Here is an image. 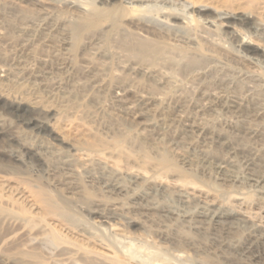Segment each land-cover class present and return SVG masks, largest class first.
I'll return each mask as SVG.
<instances>
[{
	"label": "rangeland",
	"instance_id": "rangeland-1",
	"mask_svg": "<svg viewBox=\"0 0 264 264\" xmlns=\"http://www.w3.org/2000/svg\"><path fill=\"white\" fill-rule=\"evenodd\" d=\"M27 1L0 0V72L4 68L8 73L5 78L1 77L3 73H0V150L9 147L12 143L10 139L15 134L44 150L48 147L52 152L59 151L62 155L72 150L73 146L87 147L94 144L100 139L98 132L106 128H120L123 129L124 135L111 141L119 152L124 151L122 157L117 160L120 166L125 165L124 155L132 156L130 151H126L128 142H139L147 137L152 146L151 149L143 148L142 153L148 156L144 161H147L148 165L144 163L142 170L148 172L150 163L159 164L161 168L154 175L159 182L171 184L180 177L178 181L181 185L210 191L211 197L219 200L218 202L233 210L245 211L253 222L264 224V92L256 89L252 91L248 87L253 85L251 75L262 77V80L264 78L263 56L257 55L258 60L255 62L258 64L243 61L236 55L241 54V51L233 46L229 36L223 32L219 33L222 30L214 28L215 32L206 34L200 24L193 21L190 31L184 35L193 39L189 43L184 39L186 37L181 39L173 32L158 27H151L149 30L134 28L140 33L146 32L144 35L148 36V41L144 40L145 43L150 42L149 46L154 45L162 49L159 56L145 57L141 54L144 41L142 43L134 39L133 43V38L126 36L122 31L125 18L130 14L126 6L136 5V2L119 7L114 15L102 17L94 27L89 26L85 13L63 3V0H49L46 6L44 5L47 15L40 18L38 13H35L39 8ZM165 1L143 0L141 9L156 14L170 5L180 10L188 5L191 7L193 3L199 6L205 4L211 7L210 17H216L222 6H227L236 12L248 15L249 12L254 13L252 23L241 26L244 31H253L255 24L264 21V0ZM173 1L180 4L174 5ZM10 4L17 8L15 13ZM84 6L86 9L91 8ZM188 16H192V13L190 15L189 12ZM194 16L198 17L196 14ZM26 23L31 27V33L21 31ZM73 24L82 25V30H74ZM17 28L21 29V32ZM206 35L216 40L220 38L218 41L229 45L230 50L213 48L203 43L201 39ZM179 39L182 42L177 41ZM133 45L139 52H132ZM163 53L165 54L162 55ZM192 53L197 54L196 60L194 66L188 68L187 63L194 55ZM134 65L145 68L148 74L129 71V67H135ZM221 77L229 78L232 84L219 83ZM242 79L244 80L241 81ZM127 87L138 93L154 95V99L138 117V121L130 126L126 125L130 117L128 106H125L127 104L113 101L116 92ZM234 101L242 104V113L232 112L234 109L227 108L226 105ZM39 108H44L50 113L44 129H38L33 122L40 116ZM187 123L203 124L216 137H226L229 146L222 147L206 138L202 139L199 134L196 135L198 132L195 129L187 128ZM48 155L53 160L52 156ZM182 156H190L196 166H185L181 160ZM204 160L209 163L204 165ZM218 163L226 166V177L230 181L219 180L221 175L215 169ZM47 167L46 162L40 167L41 171L37 172V162L30 160L26 161L22 169L33 173L34 178L42 175L43 180H53L59 183L60 187H64L59 173L48 174ZM209 180L216 182V187L212 188ZM18 181L20 180L12 179L9 185L14 186ZM78 184L82 189L80 195L88 198L85 200L87 209L98 208L106 213L113 212L114 203L110 199L91 190L82 180L78 181ZM52 191L50 192L54 199L64 207L55 195L59 191ZM157 197L165 204L178 205V201L171 196L162 197L159 194ZM72 213L82 231H93L98 238L116 247L120 259L133 263L261 264L250 263L237 257L227 260L218 255L215 257L208 249L197 252L189 247L187 242L194 234L185 228L177 232L178 236L181 233L182 236L174 238L169 230L160 233L156 225L143 218L141 220L139 216L138 223L129 226L124 224L125 226L121 225V230H113L107 223L98 222L95 218L97 214L91 216L88 210H83L80 206H73ZM13 215L18 214H12L10 208L0 207V234L6 231L1 224L2 217ZM236 234L238 240H244L246 237L241 231ZM43 239L42 249L52 256L54 246L49 242L50 236L44 235ZM10 254L9 247L6 259ZM1 262L0 257V264H3Z\"/></svg>",
	"mask_w": 264,
	"mask_h": 264
},
{
	"label": "bare ground",
	"instance_id": "bare-ground-1",
	"mask_svg": "<svg viewBox=\"0 0 264 264\" xmlns=\"http://www.w3.org/2000/svg\"><path fill=\"white\" fill-rule=\"evenodd\" d=\"M48 1L49 0H28L27 2L31 4L33 3L34 6L39 8L35 13H38L40 18L47 15V8L45 6ZM63 1V3H67L68 5H71L72 7L77 8V10H81L85 13L89 26L94 25V27L99 24L102 17L114 15L115 10L119 7H124L125 4L129 3L133 5L136 2V5L126 6L129 8L130 14L125 18V24L122 30L125 32L126 36L133 38V43L134 39L139 40L138 42L147 40L146 37L148 36L144 35L146 32L143 31L144 33H140L138 30H149L151 27H158L164 31L173 32L176 37H180L182 39V37H186L184 35H187L190 31L191 23L196 21L202 27V31L205 30L206 34L209 32L212 34L211 32L214 31V28H217L222 30L219 33L223 32L226 36L228 35L233 46L241 51V54L236 55L240 59L242 58L243 61L245 60L251 63H256L255 61L258 60L257 55L264 57V21L255 24V27L253 26L254 28H251L253 31H244L243 28H241L242 25H249L252 23V18L255 16L252 12H249L250 14L248 15V13L246 14L239 11L236 12L228 9L227 6H222V10L216 17H210V6L205 4L199 6L193 3L191 7L188 5L185 9L182 7L181 9L179 8L180 10H177L178 7L172 8L173 5L168 6L169 8L164 10L165 8L162 6L164 11L153 14L141 9V5L144 3L143 0ZM173 2L174 5L180 4L176 3L177 1ZM84 5H87V7L90 6L91 8L86 9L84 8ZM11 6L12 7L10 8L13 10V13H15L17 8L14 5ZM189 12L190 15L192 13V16H188ZM195 14L198 16L197 18H195ZM12 23L14 24V22ZM25 25L27 26V23ZM26 26H24L22 30L17 29L19 31L21 30L26 33H31V27ZM134 28L138 30H135ZM74 30H82V25H76ZM181 39L177 41L182 42ZM184 39L188 40V43L193 40L190 37L188 38V36ZM217 39L219 40L220 38ZM218 40L211 38V36L209 37L208 35L203 36L201 39L203 43L208 46H212L213 48L220 47L223 50H230L228 47L229 45L226 46L227 44H221L222 42L220 41V43ZM153 42L152 44H154ZM149 43L150 42L145 43L144 41V50H142L141 54L145 57L149 55H160L162 49L154 45L149 46ZM185 44L187 43L185 42ZM132 48V52H139L136 49V46ZM164 54L165 53L162 55ZM192 54L194 55L190 58V61L188 59L187 61L189 62H186L188 64V68L189 66L193 67L196 60L197 54ZM231 54L230 56L232 57L233 55ZM169 60H171L170 57ZM137 67L130 66L129 71L143 75L148 74V71H146L145 68L142 69L139 68V66ZM1 72L3 73L1 77L4 78L7 76L6 74H8L7 70L4 68L1 69ZM251 77L249 78H251L253 85H249V89L252 91H255L256 89L264 92V78L262 80V77L259 78L255 75H251ZM228 79L221 77V79H219V83L223 85L227 84L231 81ZM243 80L244 79L241 81ZM237 83L239 82L237 81ZM231 84L232 82H230V85ZM217 85H219L218 82ZM246 89L248 90V88ZM148 94L135 92L129 87L116 92L113 101L119 104L125 103L127 104L125 106H128L127 111L129 112L130 117L128 118L127 123L125 122L127 126L136 123L138 121V117L143 114V111L146 109L149 102L154 99V95L152 96ZM212 95L214 96L215 94ZM226 106L227 108L234 109L232 112H243L242 104L237 101H234L233 103L231 102V104ZM39 112L40 118L38 117V119L33 122L38 129H44L47 126V120L50 113L44 108H39ZM257 113H259V111ZM187 128H189V130L195 129L198 132L195 134H199V136L202 137V139L204 138V140L206 138L222 147L229 146V142L226 137H216V135L209 131L203 124L187 123ZM98 134L100 135V139L96 140L94 144L87 147L85 145L81 147L73 146L72 150H69L66 154L63 153L62 155L56 150L55 151L57 153L52 152V150L48 147L44 150L30 141L22 139L20 136H16L15 134L13 135V138L10 139V142H12L9 145L10 148L4 147V149L0 150V207L10 208V212L12 214H18L15 216H4L1 219L3 228H6V231L0 234L1 263L140 264L120 259V254L114 245L106 243L105 240L98 238L97 234L94 235L93 231H82L78 227L76 222L77 219H75L72 213L73 206L75 207L76 205L80 206L83 210H88V214L91 216L97 214V217H95L97 218L96 220L100 223H107L113 230H121V225L124 224L129 226L138 223L140 220L137 218L141 217V220L143 218V220L145 219V221H150L153 225H156L157 230L160 233L169 230L170 234H172L174 238H177L182 234L181 233L179 236L177 235V232H179L180 229H188L194 234V236L187 239V242L189 247L197 250V252L208 249L211 253L213 252L214 256L218 255L226 258V260L227 258L237 257L250 263L264 264V224L262 222H253L251 218L244 213L245 211L239 212L227 207L226 204L218 202L219 200L211 197L212 194L210 191L208 192L205 189H192L181 185V182L178 181L180 180V177L176 178L171 184L159 182L156 176H154L156 171L161 168L159 164L150 163V169L148 172L142 170V165L145 163L144 160L148 157L146 154L142 153L143 148L150 147L151 149L152 146L147 137L139 142L135 140L128 142L129 147H127L126 151H130L129 153H131L132 156H128L126 154L127 157H125L124 155L125 160L123 161L125 162V165L120 166L117 160L122 157L124 151L119 152L118 149L111 144V141L118 137H122L124 135L123 129L106 128V130L100 131ZM14 144L16 147H14ZM47 153L52 156L51 158L53 160L49 158ZM181 158L182 163L185 166L192 168V166L195 165V161L190 156H182ZM30 160H35L37 162L39 167L37 172H40V167L47 162L48 167L46 173H59L62 177L61 184L64 187H60L59 183H56L53 180H43L44 176L42 175H38L34 178L33 173L23 170L22 166L26 164V161ZM207 163L209 162L204 160L203 164L207 165ZM145 164H147V161ZM222 164H216L215 169L217 170V173L221 175H219V180L226 182L229 179L226 177V166H223ZM12 179H19L20 181H18L16 185L14 184V186H11L9 183ZM80 180L84 181L86 185H89L91 190L97 191L98 193L100 192L106 198L110 199L114 203L113 212L106 213L98 208L87 209L86 201L88 198L84 195H80V191L82 190L78 184V181ZM210 183L212 188L217 185L216 182L210 181ZM259 189H257V191ZM51 190H55L56 192L59 191L55 195H57L58 199L61 200L64 207H62L56 199H54L50 192ZM159 194H161L162 197L171 196L175 198L178 201V205L171 206L170 204H165L157 197ZM241 228H244L245 230H241ZM240 231L243 235H246L244 240H238L235 237V235H237L236 233H239ZM44 235L50 236L49 242H51L54 246L52 256H49L45 249H42L41 247ZM9 247L11 254L10 257L6 259V253Z\"/></svg>",
	"mask_w": 264,
	"mask_h": 264
}]
</instances>
